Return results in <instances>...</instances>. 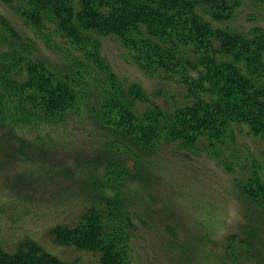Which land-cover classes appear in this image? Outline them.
<instances>
[{"label": "rangeland", "instance_id": "rangeland-1", "mask_svg": "<svg viewBox=\"0 0 264 264\" xmlns=\"http://www.w3.org/2000/svg\"><path fill=\"white\" fill-rule=\"evenodd\" d=\"M234 3L228 18L199 15L213 29L264 32V0ZM24 7L0 0V73L9 61L18 64L14 71L40 66L68 86L73 106L53 124L14 122L0 106V246L32 237L67 262L99 264L96 254L54 244L49 228L77 223L82 205L106 203L119 216L131 264H264L261 142L234 126L214 148L204 138L181 145L168 130L142 143L113 123L114 113L106 122V100H118L112 80L136 83L169 119L191 101L182 81L191 73L177 78L143 65L120 37L85 30L75 19L31 22ZM8 76L15 100L16 76ZM133 103L126 106L135 113L145 107ZM214 150L232 155L234 167L227 170Z\"/></svg>", "mask_w": 264, "mask_h": 264}, {"label": "trees", "instance_id": "trees-1", "mask_svg": "<svg viewBox=\"0 0 264 264\" xmlns=\"http://www.w3.org/2000/svg\"><path fill=\"white\" fill-rule=\"evenodd\" d=\"M23 1L27 9H22V15L31 22L45 18L62 25L75 19L85 30L120 37L137 52V60L143 65L152 63L177 78L191 73L190 79H182L192 92L191 101L178 105L169 119L158 104L143 97L136 83L113 79L112 90L118 100H106V122L112 121L114 113L113 123L132 132L142 143L168 130L170 138L181 145L194 146L204 138L210 148L224 145L234 126H240L241 132L247 130L261 142L259 153L264 158V32L237 34L213 29L199 15L203 12L218 20L228 18L235 8L234 0ZM3 67L0 106L10 120L18 123L32 118L53 124L65 118L73 106L68 86L54 81L35 64L14 71L18 64L9 61ZM8 72L12 78L16 76L15 100L10 96ZM128 103L145 107L135 113L136 109L127 108ZM214 153L227 170L234 167L232 155ZM77 210L82 212L77 223L61 222L49 228L54 244L96 254L99 264H131L127 247L119 238L122 232L114 208L90 203ZM52 252L32 237H25L9 247L0 246V264H73Z\"/></svg>", "mask_w": 264, "mask_h": 264}]
</instances>
